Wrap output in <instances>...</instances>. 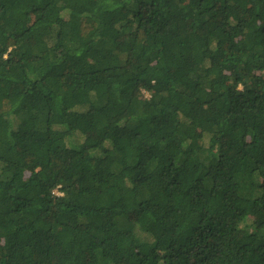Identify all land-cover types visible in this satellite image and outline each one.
<instances>
[{
  "label": "trees",
  "instance_id": "16d2710c",
  "mask_svg": "<svg viewBox=\"0 0 264 264\" xmlns=\"http://www.w3.org/2000/svg\"><path fill=\"white\" fill-rule=\"evenodd\" d=\"M0 264H264V0H0Z\"/></svg>",
  "mask_w": 264,
  "mask_h": 264
},
{
  "label": "bare ground",
  "instance_id": "6f19581e",
  "mask_svg": "<svg viewBox=\"0 0 264 264\" xmlns=\"http://www.w3.org/2000/svg\"><path fill=\"white\" fill-rule=\"evenodd\" d=\"M57 195H61L60 193L56 192Z\"/></svg>",
  "mask_w": 264,
  "mask_h": 264
}]
</instances>
